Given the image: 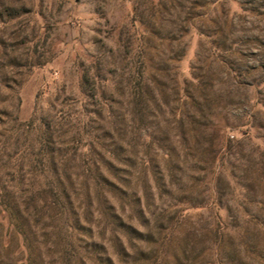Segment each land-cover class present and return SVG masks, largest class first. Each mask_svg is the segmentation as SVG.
Listing matches in <instances>:
<instances>
[{
    "label": "rangeland",
    "instance_id": "obj_1",
    "mask_svg": "<svg viewBox=\"0 0 264 264\" xmlns=\"http://www.w3.org/2000/svg\"><path fill=\"white\" fill-rule=\"evenodd\" d=\"M0 264H264V0H0Z\"/></svg>",
    "mask_w": 264,
    "mask_h": 264
},
{
    "label": "trees",
    "instance_id": "obj_2",
    "mask_svg": "<svg viewBox=\"0 0 264 264\" xmlns=\"http://www.w3.org/2000/svg\"><path fill=\"white\" fill-rule=\"evenodd\" d=\"M53 155H54V154L50 153L49 158H50L51 164L54 166V163L52 162V160L55 159V158H54Z\"/></svg>",
    "mask_w": 264,
    "mask_h": 264
}]
</instances>
